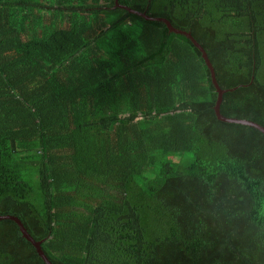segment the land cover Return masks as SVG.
<instances>
[{"label": "trees", "instance_id": "trees-1", "mask_svg": "<svg viewBox=\"0 0 264 264\" xmlns=\"http://www.w3.org/2000/svg\"><path fill=\"white\" fill-rule=\"evenodd\" d=\"M116 2L264 128V0ZM136 13L0 0V216L51 264H264V136ZM0 264H43L8 219Z\"/></svg>", "mask_w": 264, "mask_h": 264}, {"label": "water", "instance_id": "water-1", "mask_svg": "<svg viewBox=\"0 0 264 264\" xmlns=\"http://www.w3.org/2000/svg\"><path fill=\"white\" fill-rule=\"evenodd\" d=\"M114 5L116 7H119V5L117 4L116 0H114ZM123 9L129 11L130 13H136L133 12L129 9H127L126 7H124ZM137 15H139L140 17H142L145 20H156V21H160L162 23H164V25L166 26L167 30L169 32H173V33H177L180 35L185 36L187 39H189L191 41V43L194 45V47L199 51L200 53V57L203 60L205 66L207 67L208 71H209V76H210V81L214 87L215 93H216V100L214 103V114L216 116V118L222 122H226V123H233V124H239V125H244V126H249V127H253L255 128L257 131H259L263 136H264V128L259 126L258 124H255L253 122L247 121V120H238V119H232V118H225L222 117L219 112H218V107L221 101V95L224 92L223 90H220L216 84L215 81V77L213 74V70L211 68V65L209 63V60L204 52V50L192 39V37L183 31H179L177 29H174L170 23H168L166 20L164 19H160V18H150L148 16H146L144 13H136ZM1 219H8L10 221H12L18 228L19 233L21 234V237L24 238L27 242H29L33 247L34 250L37 254V256L41 259V261L43 262V264H51L48 259H46V257L44 256V254L42 253V251L39 248V243L35 242L25 231V229L23 228L22 224L20 223V221L14 217V216H0V220Z\"/></svg>", "mask_w": 264, "mask_h": 264}, {"label": "rangeland", "instance_id": "rangeland-1", "mask_svg": "<svg viewBox=\"0 0 264 264\" xmlns=\"http://www.w3.org/2000/svg\"><path fill=\"white\" fill-rule=\"evenodd\" d=\"M118 4V3H117ZM119 5V4H118ZM125 6L119 5L118 8L123 9ZM125 10V9H124Z\"/></svg>", "mask_w": 264, "mask_h": 264}]
</instances>
